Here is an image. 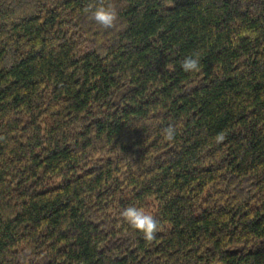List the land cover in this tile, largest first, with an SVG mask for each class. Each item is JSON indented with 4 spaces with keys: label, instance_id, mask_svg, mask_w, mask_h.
<instances>
[{
    "label": "trees",
    "instance_id": "16d2710c",
    "mask_svg": "<svg viewBox=\"0 0 264 264\" xmlns=\"http://www.w3.org/2000/svg\"><path fill=\"white\" fill-rule=\"evenodd\" d=\"M91 2L0 0V264H264V0Z\"/></svg>",
    "mask_w": 264,
    "mask_h": 264
},
{
    "label": "clouds",
    "instance_id": "9594fccd",
    "mask_svg": "<svg viewBox=\"0 0 264 264\" xmlns=\"http://www.w3.org/2000/svg\"><path fill=\"white\" fill-rule=\"evenodd\" d=\"M83 13L90 22L105 31L115 30L119 27L120 6L117 0H93L83 8ZM180 67L185 73H199L201 70L199 53L184 57L180 61ZM169 68H172V66L169 65ZM177 134L178 126L174 124H168L161 129L162 139L166 143L173 142ZM215 140L217 142L223 141L224 135L222 133L217 134ZM118 215L131 230L142 234L146 242H152L156 234L164 228L163 223L155 218L154 213L144 207L129 205L120 210Z\"/></svg>",
    "mask_w": 264,
    "mask_h": 264
}]
</instances>
